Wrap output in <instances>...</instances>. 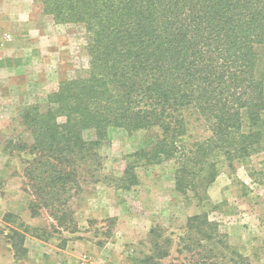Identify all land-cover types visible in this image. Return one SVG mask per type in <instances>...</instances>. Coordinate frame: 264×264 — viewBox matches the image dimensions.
<instances>
[{
  "label": "trees",
  "instance_id": "obj_1",
  "mask_svg": "<svg viewBox=\"0 0 264 264\" xmlns=\"http://www.w3.org/2000/svg\"><path fill=\"white\" fill-rule=\"evenodd\" d=\"M37 1L55 23L84 28L89 67L61 80L44 105L20 112L28 138L12 143L30 155L24 175L33 216L43 208L57 227L72 232V201L84 191L82 177L108 178L100 172V150L114 127L152 132L149 146L127 156L115 184L121 189L137 184V165L175 160V188L186 197L197 183L207 191L219 162L233 167L264 152V75L257 51L264 49V0ZM196 121L209 134L187 141ZM23 225L38 239L50 236ZM186 230L179 240L187 242L177 252L200 249L203 263L196 264L224 255L220 247L231 248L204 212L189 216ZM24 239L12 243L15 255ZM153 249V264L170 252L158 242Z\"/></svg>",
  "mask_w": 264,
  "mask_h": 264
},
{
  "label": "rangeland",
  "instance_id": "obj_2",
  "mask_svg": "<svg viewBox=\"0 0 264 264\" xmlns=\"http://www.w3.org/2000/svg\"><path fill=\"white\" fill-rule=\"evenodd\" d=\"M31 12L33 20L28 17ZM257 51L259 71L264 75V49L259 47ZM17 64L22 67L15 80L13 65ZM88 67L87 35L81 25L55 23L50 15L42 12L37 0H0V78L1 84L6 85L0 90L8 98L0 103V251L31 232L25 229L26 222L20 216L2 212L1 205L9 198L17 202L23 201L25 196L29 202L32 199L24 175L30 155L15 149L12 143L28 138L20 121L22 107L44 105L47 95L57 89L61 80L82 74ZM35 76L39 81L48 79L56 88L46 93L47 88L35 82ZM9 79L16 87L11 81L7 83ZM195 125L191 130L193 137H186L187 141L209 134L201 122L196 121ZM151 135L152 132L145 130L128 133L123 128H111L100 150L103 158L100 172L108 175L106 182L82 177L84 191L72 201L76 219L72 232L57 227L45 209H38L41 226L44 223L42 234L60 241L59 247L73 240L69 248L76 264H138L137 261L146 256L153 257L146 264H153L158 260L154 257L157 251L153 249V242L169 248V255L159 259L161 264H196L201 259L200 249L194 253L177 250L187 242L179 240L186 236L187 218L204 212L209 220L218 223L231 246L229 249L220 247L224 255L220 253L207 264H236L237 261L240 264L245 261L242 257L250 264H264V152L253 154L247 162L234 161L233 167L219 162V173L207 191L204 185L197 183V188L189 190L186 197L175 188V160L139 164L135 167L137 184L129 189L116 187L127 156L149 146ZM84 136L93 137V132L86 131ZM89 205L106 206L109 215L87 217ZM151 230L153 234H149ZM164 239L169 241L164 243ZM16 253L17 264L18 261L30 264L27 249L17 248ZM43 263L39 258L38 264Z\"/></svg>",
  "mask_w": 264,
  "mask_h": 264
},
{
  "label": "crops",
  "instance_id": "obj_3",
  "mask_svg": "<svg viewBox=\"0 0 264 264\" xmlns=\"http://www.w3.org/2000/svg\"><path fill=\"white\" fill-rule=\"evenodd\" d=\"M28 11H30L28 9V7L26 8ZM17 13V12H16ZM28 17L30 20L34 19V14L31 12L28 13ZM18 16H20V13H18ZM27 17V16H26ZM28 19V18H27ZM26 29H29L28 27ZM14 53V51H13ZM13 55V54H12ZM11 55V60L14 61V55ZM26 62H24L22 64V66L25 64ZM20 64H17V66L13 65V71H15L14 74V79L16 80L18 78V76L21 74V70L19 71V69H21L22 67ZM9 70H12L9 69ZM32 73V72H31ZM18 75V76H17ZM31 75V74H30ZM1 77V75H0ZM33 76H30V78ZM37 76H35V82L38 83H42L44 85V87H46L47 89L45 90V92H49L50 89L54 90L56 87H54L53 83H49L48 79L43 80V81H39L38 79H36ZM38 78V77H37ZM11 79V78H10ZM7 80V83L11 80ZM30 80V79H29ZM31 83L32 80L30 81ZM54 82V81H53ZM11 84H14L13 87H16L15 83H13L11 81ZM51 85V88H49ZM3 86L5 87L6 85H2L1 84V78H0V88H3ZM46 92V93H47ZM8 100V98L3 94V91L0 90V103L2 102H6ZM214 187V184L212 185ZM210 189V188H209ZM212 189V188H211ZM2 205V212H10V213H14L15 215L20 216L25 222L26 225L31 228H41L44 226H41L40 224V220H39V215L33 216L31 214V211L29 209V201L27 199V196L23 197V201L17 202L16 199L12 200V199H7L5 201H3V203L1 202ZM1 211V209H0ZM86 213H87V217H91V218H105L109 215V209L106 206H101L100 208L95 207V206H88V208L86 209ZM51 222H48V224L50 225ZM80 228L82 229V227L80 226ZM27 237H25L24 241H23V248L27 249L28 255H29V263L30 264H38V260L39 258L42 259L44 261L43 264H46V262H48V264H76L74 263V254L71 253L69 245L70 243H72L71 245H73V240H68L66 241V245L65 247H59V242H55V238L54 237H49L47 240H41L38 239L30 234L26 235ZM76 242V240H74ZM84 246V244H82ZM12 246V244H11ZM10 245H8V247H6V249L4 251H0V264H17L16 261V255L14 250L12 251ZM73 247V246H72ZM69 249V250H68ZM12 253H11V252ZM24 262V261H22ZM19 264H22L20 261H18ZM24 264H28V262H25Z\"/></svg>",
  "mask_w": 264,
  "mask_h": 264
}]
</instances>
